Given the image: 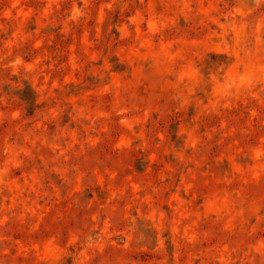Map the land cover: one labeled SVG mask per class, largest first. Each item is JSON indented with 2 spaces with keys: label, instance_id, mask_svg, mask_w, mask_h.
<instances>
[{
  "label": "rangeland",
  "instance_id": "374dc122",
  "mask_svg": "<svg viewBox=\"0 0 264 264\" xmlns=\"http://www.w3.org/2000/svg\"><path fill=\"white\" fill-rule=\"evenodd\" d=\"M0 264H264V0H0Z\"/></svg>",
  "mask_w": 264,
  "mask_h": 264
}]
</instances>
